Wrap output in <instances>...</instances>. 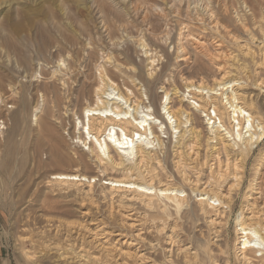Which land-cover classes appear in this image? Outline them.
<instances>
[{
  "label": "rangeland",
  "instance_id": "obj_1",
  "mask_svg": "<svg viewBox=\"0 0 264 264\" xmlns=\"http://www.w3.org/2000/svg\"><path fill=\"white\" fill-rule=\"evenodd\" d=\"M63 62L65 66L61 65ZM67 64L70 68L66 70ZM216 67L221 68L227 81L233 79L245 85L239 93L252 97L256 109L252 106L251 110L264 125L263 90L254 86L256 81L264 80V0H0V264H151L152 260L165 264L164 260L170 259L164 252L169 248L163 238L166 228L160 235L152 228L145 232V224L143 229L141 226L133 229L128 224L141 222L133 221L134 216L125 218L122 212L112 211L110 220L109 198H100L98 187L85 198L76 186L61 190L65 187L49 185L51 174L70 168L51 160L54 146L67 151L56 142L58 134L72 149L77 145L79 151L87 149L71 138L78 117L71 115L72 108L79 114L86 101L77 100L76 92L82 83L95 81L102 69L115 77L121 90L128 89L141 96L144 104H151L149 112H155L159 122L165 118L166 125L158 133L162 146L153 144L160 166L149 165L147 170L157 169L155 173L159 172L163 181L165 176H171L176 186L187 194L188 206L195 209L167 217L134 205L137 216L145 214L143 219L147 223L154 221V226H161L160 220L161 223L164 220L165 227L177 222L182 240L187 239L185 242L194 247L201 232L205 242L210 240L206 217L196 212L195 194L189 193L190 187L174 167L177 134L166 120L163 108L176 89L177 96L183 98L184 105L192 112L193 101L188 100L190 96L186 92L192 89L185 86L202 83L213 87L221 76ZM87 75L91 77L89 80ZM60 78L69 79L72 91L61 85ZM149 79L157 96L153 102L145 84ZM164 90L168 91L167 97ZM194 113L197 120L193 126L200 133L199 146L193 147L191 155L181 148L183 165L188 166L186 173L191 180L198 181L199 189L207 186V190L226 194L233 183L231 172H220L221 177L214 173L217 165L212 160L214 141H207L211 134L203 115L199 111ZM34 115L37 121H33ZM57 118L64 120L63 127ZM42 120L53 126V133L44 129L46 125H40ZM248 155L240 163L243 173L238 186L230 191L231 203L226 209L229 214L224 221L228 251L218 257L219 263L225 259L229 264H239L235 258L234 224L251 192L257 193L250 196L253 201L249 202L254 205L250 207L254 209L255 222L264 226V135ZM219 157L222 166L225 155L220 153ZM227 158L231 164L235 163L232 153ZM77 171L81 172L79 168ZM84 175L96 176L91 180L93 186L105 183L102 169L90 168ZM98 220L99 224L105 222L99 226L111 231V235L93 239L89 229L98 225ZM136 234L138 238H134ZM110 239L112 243L120 240L123 245H116L113 252L108 245H104V250L103 245L98 247L105 240L110 244ZM154 239L159 243L156 248H150V244H156ZM124 243L130 245L131 252L143 255L145 261L115 252L118 248L128 250ZM256 254L252 257L254 264L260 258V253Z\"/></svg>",
  "mask_w": 264,
  "mask_h": 264
},
{
  "label": "bare ground",
  "instance_id": "obj_2",
  "mask_svg": "<svg viewBox=\"0 0 264 264\" xmlns=\"http://www.w3.org/2000/svg\"><path fill=\"white\" fill-rule=\"evenodd\" d=\"M61 65L63 66L64 62L61 63ZM65 68L67 70L70 67L67 64ZM217 72L221 76L218 81H213V83L215 82L213 87H209L210 85H203L202 83H199L197 86L188 83L185 86V89H192L186 91L190 96L188 100L193 101V111H199L206 120V125L208 126L209 132L211 134V138H208L207 141H209V143L210 141H214V144L211 145V152L214 154V156H212V160L215 161V164H217L213 168L216 170L214 173H216L218 177H221L223 176V173H227L226 171L231 172L232 177L230 176V179L232 178L233 183L228 186L226 194H223L222 191L218 192L216 190L213 192L211 188L207 190V186L199 189V187H197L198 181L191 180V177H189V175L186 173L188 171V166L186 167L183 165L185 162L183 163L184 159L182 158L183 156L181 148H185L188 152V155H191V151H194L193 147L198 145L197 143L200 133L196 131L195 127L193 126L194 122L197 120L196 114L193 111L191 112V110L184 105L182 101L183 98L181 99V97H178V90L174 89V93L171 94L168 99L166 98L167 103L163 108L166 120H168L170 125H173L171 129L173 132H175V134H177L175 143L177 150H175L174 153V158H177V161L174 162V167L179 170L181 178L190 187L188 188L189 193L195 194L194 198L196 200H194L196 207L198 208L196 212L198 211L200 215H204V217H206V226L209 228L208 237L210 238V236H212L210 240L208 239V241L205 242L201 237L202 232L199 229L198 234L199 232L201 233L195 239L194 247L192 243L185 242L187 239L182 240V237L180 236L181 233L178 231L179 225L177 222L172 223V225L168 224V226L165 227V224H163L164 220L162 223L160 220L158 224L161 226H154L155 223H152L154 221L147 223V219L146 221L143 219L145 214H143V217H141L142 215L137 216L134 205L142 207L146 212L154 211L155 213H160L167 217L172 214L177 215L181 212L192 211L195 209L188 206L187 194L181 187L176 186L171 176H165V180L163 181V178L161 179L160 175L158 174L159 172L155 173L157 169L154 167H159L160 161H158L156 154L153 151V144L156 143L158 147L162 146L163 141L160 139L158 133L159 130L162 129L163 125H166L164 120L165 118H162V121L159 122V118L155 116V112H149L151 104H144L141 96L134 95L133 93L129 92L128 89L124 91L121 90L118 84L115 82V77L107 69H102L95 81L92 80L93 82L90 83H82L81 89L78 90L75 95L77 100H85L86 103L81 107L79 114L74 112V109L72 108L71 115H77L78 117L76 119V125H74L71 138L76 139L78 143H81V145L87 147V149H82L79 151L78 149H80V147L78 145L72 149L71 145L67 143L66 139L61 134H58L56 137V142L58 145H64V148H67V151L63 152L59 146H54L52 151H50L52 155L51 160L53 162H56L57 164L68 165L70 168L73 167V169L77 167V169L79 168L81 172L77 171V169L73 170L69 168L64 170L62 173H53L49 177V185L54 184L59 186V188L65 187L61 188V190L76 186V188L79 189V192L83 193L85 198H89V195L94 190L93 188L98 187V192L102 194L100 195V198L102 197L103 200L109 198V201L107 202L109 211L107 212L110 220L113 218L112 211H115L116 213H124L123 215L125 218L128 216H134V219H132L133 221L136 222L138 219V222H141V225H133L132 223L128 224V226L132 227L133 229L135 226H141L143 229V224H145V226H150L148 228H146L147 226L145 227V232H148V230L152 228L155 234L160 235V233L166 228L163 238L166 239V247L168 246L169 248L163 249L164 252L168 254L167 257L170 259L166 261L164 260L165 264H229L228 260L225 259L223 261L221 260L222 262L219 263L218 257H223V255H225L228 251V240L225 235L224 221L229 214L226 209L228 208L227 205L231 203L230 191H232V188L234 190V188L238 186V182L241 179L240 174L242 175L243 173L240 171L241 168H239L241 167L240 163L243 162L242 159L245 155L251 153L252 147L262 139L264 135V125L263 122H261L260 119L255 116L256 113L254 115L253 111L251 110V107L255 105V103H253L251 100L252 97H248L249 95L245 97L244 94H241V92L239 93V91L244 89L243 86L245 87V85H242L232 78V80L227 81L226 77H224L225 74L222 73L223 71L221 68H217ZM55 74L56 73L54 71L52 73V77H55ZM86 78L89 80L91 77L90 75H87ZM58 80L62 86L67 85V89L69 88V79L66 81L63 78H60ZM145 84L149 94V99L153 102V100L157 98V96L152 92L151 86H153V81L149 79L147 82H145ZM254 86L255 88H258L259 91L263 90L264 95V80L260 82L256 81ZM69 89L71 90V88ZM69 89L67 91H69ZM164 96H168L167 90H164ZM41 97L43 98L42 95ZM58 101L61 102L60 99ZM254 107L256 109V106H253V109ZM59 119L61 118H57V120ZM33 121H37L35 115ZM63 121L64 120L62 119L60 120V126H62ZM40 122V125H46V127H43L47 132L51 133L54 131L53 126H48L46 120H42ZM165 129H167V127ZM69 150H72V152ZM220 153L225 155V164L222 162L224 164H222L224 167L223 170V167L220 166L222 161L219 157ZM229 153H232L233 155V160L235 162L234 164L228 162L229 159L227 157ZM197 154L198 152L195 155ZM208 155L210 156V154ZM195 158L194 162L196 160ZM149 165L154 166L152 171L147 170ZM95 167L96 170L102 169V172L105 173L104 178L106 177V179L104 180L105 183L102 185H91V180L96 176L87 177L84 175L86 170L90 168L95 169ZM210 171L213 173L211 168ZM257 173H259V171ZM102 179L103 178L100 180ZM253 190L255 189L253 188ZM104 191H106V195L104 194ZM250 192L251 191H249V193ZM253 194L257 193L251 192V194H248L246 198V205L240 209V215H238L235 219L234 233L236 235V242L234 244V249L235 258L239 264H254L252 257L256 253H260V258L258 262H255L258 264H264V233H262V228H264V226L261 227V224L260 226L255 222L256 217L253 213L254 209L252 210V207H250L252 204H249L250 200L253 201V198L250 197ZM252 206L254 208V205ZM95 220H97V218ZM128 220L130 219L128 218ZM99 222L100 221L98 220L96 222L98 225H94L92 229L88 228L90 233H92L93 239H96L99 236L106 237L108 234L111 235V231L107 232L108 230L105 231L103 230V227L100 228L99 226H104L105 222H102L101 224H99ZM113 236L117 237L118 234ZM133 236L134 238L139 237L138 234ZM98 240L99 242L101 241V239ZM154 240H156L154 241L156 244H150V248L157 247L159 241L157 239ZM119 241L120 240H117L115 243H112L113 241H111L110 244H107V241L105 240L104 242L99 243L98 247L103 245V248L108 245L106 247H109L113 252V249L116 248V245H123V242L120 243ZM124 245L127 246L126 248L128 250H122L118 248L115 249V252H118L119 255L128 257L132 255L136 261H145L143 255H138V253L130 251L129 244L124 243ZM104 249L105 248H103V250ZM80 257L88 258L86 256H82V254H80ZM94 258L95 257H93L92 260L95 261ZM95 263L99 264L98 262H94V264ZM151 264H157L156 260H152Z\"/></svg>",
  "mask_w": 264,
  "mask_h": 264
}]
</instances>
